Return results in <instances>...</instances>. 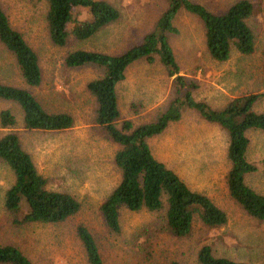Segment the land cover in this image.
Listing matches in <instances>:
<instances>
[{
    "label": "rangeland",
    "instance_id": "rangeland-1",
    "mask_svg": "<svg viewBox=\"0 0 264 264\" xmlns=\"http://www.w3.org/2000/svg\"><path fill=\"white\" fill-rule=\"evenodd\" d=\"M119 16L84 39L69 35L63 45L53 44L47 35L44 0H0L10 24L18 29L35 51L41 70L36 86L26 85L13 56L0 44V82L23 86L48 111H64L73 117L70 127L58 130H28L21 125V109L11 100L0 99V108H9L16 123L0 126V134L18 133L21 146L46 179V187L70 193L79 201L78 210L58 222L11 221L2 200L12 181L10 170L0 162V243H12L32 264H86L83 248L75 234L83 224L92 234L104 264H198L196 251L208 244L212 253L236 260L264 263V222L255 220L228 195L224 173L226 135L223 130L202 120L192 108H183L180 117L148 139L155 158L164 162L192 190L207 194L224 210V224L209 228L196 218L190 231L176 236L168 231L163 218L145 209L118 207L119 231H110L103 222L99 204L119 174L112 162L117 145L107 140L93 122L94 98L85 83L102 72L93 63L67 66V51L81 48L119 53L150 30L165 7V0H108ZM220 12L234 0H193ZM253 9L247 23L254 34V50L241 54L232 49L224 61L213 60L204 45L200 21L184 9L172 19L176 32L168 41L178 73L192 83L191 94L213 108L229 98L249 92L264 93V0H250ZM75 18L87 20L85 7L75 10ZM116 99L121 118L133 123L151 121L167 106L174 94L172 75L154 55L130 63L116 84ZM264 108V98L255 106ZM246 156L257 170L245 182L264 193V131L249 130Z\"/></svg>",
    "mask_w": 264,
    "mask_h": 264
},
{
    "label": "trees",
    "instance_id": "trees-1",
    "mask_svg": "<svg viewBox=\"0 0 264 264\" xmlns=\"http://www.w3.org/2000/svg\"><path fill=\"white\" fill-rule=\"evenodd\" d=\"M45 27L49 40L63 45L69 35L84 39L119 16L118 9L108 0H44ZM166 5L153 27L138 41L119 53L76 48L66 52L67 66L93 63L101 67L99 76L85 83L94 98L93 122L104 137L115 143L112 162L118 171L117 182L99 204L106 227L119 231L118 207L129 210L145 209L163 218L169 232L186 235L194 218L209 228L226 221V215L205 193L192 190L180 176L164 162L155 158L148 139L160 133L171 121L180 117L183 108H192L205 122L225 132V156L228 161L224 183L228 195L243 211L257 221L264 222V193L245 182V176L257 170L246 156L249 130L264 131V108H255L264 98L263 92H249L229 98L218 108L211 107L191 94L192 83L178 73L168 34L176 32L172 19L179 9L198 18L203 30L205 48L216 61H224L232 49L241 54L254 50V34L247 23L253 9L250 0H234L220 12H214L193 0H165ZM85 7L90 18H75V10ZM0 44L14 58L19 75L29 86L41 80V70L35 51L22 33L14 28L0 3ZM264 56V44L261 48ZM157 55L167 75H172L174 94L165 109L155 119L133 123L121 118L116 99V84L123 79L127 66L144 57L151 61ZM0 99L11 100L21 109V125L28 129L58 130L70 127L73 117L64 111H48L25 87L0 82ZM16 123L9 108H0V126ZM0 162L11 172L12 181L3 193L2 204L16 224L23 222H58L74 214L79 201L70 193L46 187L45 177L38 172L29 152L13 130L0 134ZM75 234L83 248L86 264H104L98 246L83 224H77ZM198 264H264L236 260L212 253L208 244L196 251ZM0 264H32L31 260L12 243H0ZM166 264H178L170 260Z\"/></svg>",
    "mask_w": 264,
    "mask_h": 264
}]
</instances>
